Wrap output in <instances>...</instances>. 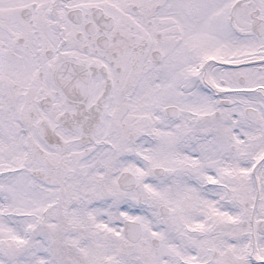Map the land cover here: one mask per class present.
Here are the masks:
<instances>
[{
    "label": "snow or ice",
    "instance_id": "6c2138e0",
    "mask_svg": "<svg viewBox=\"0 0 264 264\" xmlns=\"http://www.w3.org/2000/svg\"><path fill=\"white\" fill-rule=\"evenodd\" d=\"M0 264H264V0H0Z\"/></svg>",
    "mask_w": 264,
    "mask_h": 264
}]
</instances>
